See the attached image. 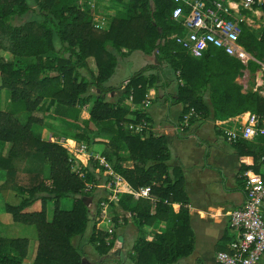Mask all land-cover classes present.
I'll return each instance as SVG.
<instances>
[{
    "label": "trees",
    "instance_id": "trees-1",
    "mask_svg": "<svg viewBox=\"0 0 264 264\" xmlns=\"http://www.w3.org/2000/svg\"><path fill=\"white\" fill-rule=\"evenodd\" d=\"M33 2L39 18L13 24L12 18L27 14L31 6L27 0H0V90H7L11 101V109H0V143L7 148L0 156V167L5 170L6 183L20 196L18 203L6 204L5 211L14 222L34 226L37 241L32 264H81L84 253L74 239L85 234L92 219L82 198L92 195L91 190L85 192L87 185L95 184L106 170L93 159L90 167L80 168L79 175L64 146L34 134V126L46 125L51 100L53 117L75 129L71 136L76 143H96L103 133L105 147L101 155L113 173L132 190L150 187L146 198L124 192L117 202L139 227L165 223L154 240L137 237L129 255L131 261L176 264L194 249L182 170L167 164L166 138L152 132V122L145 112L135 110L130 119L129 110L121 105L130 95L133 103H141L155 76L146 78L137 71L120 99L108 101L106 96L115 90L105 85L116 66L113 50L125 48L146 54L157 51L158 60L169 64L182 82L170 103H182V115L191 113L189 124L198 118L225 119L246 111L264 115V97L252 89L243 91L237 78L244 65L237 58L214 47L196 58L176 43L171 35L183 33V27L170 18L171 0H128L107 29L95 27L94 10L82 7L78 0ZM238 41L254 58L264 60V27L250 29L242 24ZM109 44L113 50L108 49ZM90 57L96 71L88 66ZM247 68L254 74L257 64L249 61ZM87 104L89 119L83 120L80 114ZM22 112L27 113L24 123L15 116ZM142 121L146 124L140 132L129 128V124ZM79 124L87 129L92 124L97 135L81 131ZM233 146L241 173L247 169L259 171L261 162L264 164V137L258 144L240 141ZM38 199L42 203L39 211L25 210ZM47 199L53 201L50 217ZM68 199H72L70 208L62 209L60 202ZM174 203L180 204L177 211ZM118 225L114 219L113 233ZM89 242L100 256L94 264L115 257L109 254L114 237L110 238L105 230L94 225ZM28 245L27 238L0 234V264H23Z\"/></svg>",
    "mask_w": 264,
    "mask_h": 264
},
{
    "label": "crops",
    "instance_id": "crops-1",
    "mask_svg": "<svg viewBox=\"0 0 264 264\" xmlns=\"http://www.w3.org/2000/svg\"><path fill=\"white\" fill-rule=\"evenodd\" d=\"M126 2L128 0H122L121 3L114 0L110 1L111 8L107 10L110 13H99V7L96 2L93 13L95 16L94 22L100 24L98 28L107 29L112 18L119 11L124 10ZM107 47L113 50L110 44ZM113 51L117 59L113 73L117 68L118 60L119 66L131 63L132 59H135L139 65L131 74L124 71L115 80H111L110 77L105 82L106 86L115 88L114 91L106 96L108 101L116 102L120 99V95L125 92V85L137 71H141L146 78L155 76L154 84L148 88L145 99L141 103L135 104L128 98L122 100L121 105L129 110L130 114L127 117L130 119L133 118L132 112L135 110L145 112L152 122V132L157 135L163 134L166 138L169 150L167 164L169 167L177 166L182 170L185 180V192L188 197L186 207L188 209L190 227L194 234V249L188 256L180 258L176 264H219L216 261V253L228 250V244L233 236L229 228L228 214L231 210L240 207L244 200L243 179L237 151L233 144L226 142L221 132L215 128L214 122L218 119H213L211 116L205 119L198 118L192 124H189L188 120L184 119V116L188 113L182 115V103H170L172 97L176 96L178 86L182 82L177 78L176 72L169 64L158 60L160 56L157 51L149 54L140 50L128 52L125 48ZM88 66L91 70L96 71L92 57L88 58ZM92 89V91H95L94 87ZM243 91L245 90L243 89ZM48 105L50 106H48L49 110L53 111L54 102L51 100ZM88 110L89 104L82 108L80 116L83 120L89 119ZM56 121H58V126L48 122L46 125L41 126L40 138L62 146H66L65 144L68 142L67 144L71 146L75 142L72 136L66 137L63 141L60 139L62 134L59 133L63 131L62 129L60 130L61 126L68 129L73 127H69L59 118ZM79 126L81 131L92 133L83 124H79ZM90 126L93 128L92 124ZM94 135L97 134L94 133ZM103 136V133H100L98 142L87 145L89 152L96 155L103 153L105 147L104 143H102ZM250 143L258 144L255 142ZM123 152L126 153L125 151ZM91 160L93 158H87L83 154L75 157V163L80 168L90 167L89 163ZM94 171L98 172V169H94ZM3 172L5 170L0 169V173ZM115 176L112 169H106L103 175L98 177L97 182L91 184L92 195L90 197L92 201L88 208L92 219L88 222L85 234L80 238L74 239V243L83 251V258L87 260L88 264H94L100 260V256L89 242V238L94 225L103 231L107 227L104 222L99 223L97 220L101 213L99 201L110 193L109 188L114 187ZM117 185L124 192L131 189L123 178L117 182ZM70 200H62L60 207L69 209L72 203V200ZM63 203L65 207L62 206ZM32 205L25 210L39 211L41 209V205L37 201ZM179 205V203L172 205L175 211L178 210ZM110 213L113 217V223L116 218L119 224L116 232L111 237L115 236L117 239V236L121 235L123 242L117 241L113 244L109 254H115V257L102 264H134L129 255L133 250L137 237L142 236L146 240H154L163 231L165 223L159 221L151 226L139 227L133 223L130 213L121 209L116 203L111 204ZM114 213L116 214L115 218ZM0 222L4 223L3 230L0 231L2 236L27 238L29 243L32 242V245H35L34 248L31 247L29 249L23 259V264H32L37 241L34 226L26 225L21 227L22 224L14 222L11 215L4 212H0ZM225 236L229 237V239L226 238L224 240ZM116 250H119V253H116ZM12 254L14 253L12 252ZM256 264H264V253Z\"/></svg>",
    "mask_w": 264,
    "mask_h": 264
},
{
    "label": "built area",
    "instance_id": "built-area-1",
    "mask_svg": "<svg viewBox=\"0 0 264 264\" xmlns=\"http://www.w3.org/2000/svg\"><path fill=\"white\" fill-rule=\"evenodd\" d=\"M82 7L94 8L96 0H78ZM173 7L170 18L183 27V33L172 34L189 55L201 57L214 47L224 51L229 56L240 60L244 68L242 76L246 78L243 89H252L264 97V60L254 58L238 41L242 30V24L250 29L264 27V0H171ZM94 13L92 19L95 27ZM249 61L257 64V69L252 75L247 68ZM252 76V78H251ZM252 80V86L249 81ZM132 97L129 96L131 101ZM189 112L184 116L188 119ZM145 121L136 125L129 124L134 132H140ZM215 128L221 132L226 142L235 144L240 141L259 143L264 137V115L246 111L225 119L214 122ZM64 146V145H63ZM70 153V161L73 169L82 175L80 167L75 163V157L83 154L87 158H93L107 170L111 167L102 155H96L88 151L86 143L73 142L71 146H64ZM263 160V156L260 158ZM243 179L244 200L240 207L229 212V228L233 233L228 244V250L218 251L216 261L219 264H256L264 253V164L261 162L259 171L251 169L241 173ZM121 179L115 176V185L109 188L110 193L99 201L101 213L97 220L104 222L105 231L110 238L113 233V217L110 213L112 203L118 202L119 195L124 191L118 187ZM92 186L87 185L85 190ZM150 187L144 186L137 190L127 191L135 198L149 196ZM98 223V226H99ZM117 242L114 236V243Z\"/></svg>",
    "mask_w": 264,
    "mask_h": 264
},
{
    "label": "rangeland",
    "instance_id": "rangeland-1",
    "mask_svg": "<svg viewBox=\"0 0 264 264\" xmlns=\"http://www.w3.org/2000/svg\"><path fill=\"white\" fill-rule=\"evenodd\" d=\"M110 1H112V0H97L96 1L97 2V5L99 7V13L100 12L101 13L102 12L103 13L104 12L110 13V12L107 11L108 9L111 8ZM27 2L31 6V11H29L27 14H24V15H21V16H17V15L14 16L12 18V23L13 24H20V23H23L24 21H27V20H30V19H38L39 18V16L37 15V8L34 7L35 5H34L33 0H27ZM78 3H79V1H78ZM93 10H94V8H93ZM3 54L7 58H10V56L7 55V53H3ZM138 65H139V63L137 61H135V59H132L131 63H129V64L128 63H125L122 66H119V60H118V62H117V68H116L115 72L111 75V78L110 79L111 80H113V79L115 80L124 71H126V72H128V73L131 74L134 70H136L138 68ZM90 66H92V65H90ZM118 80H120V79H118ZM238 81L241 84H244L246 82V78H243L242 76H240L238 78ZM249 85L250 86L252 85V80L249 81ZM106 99H107V97H106ZM49 107L47 109L48 111L46 112L45 121L48 122V123H50V124H52V125H57L58 126V121H56V120H58V118L53 117L52 111L49 110ZM0 109L1 110H9V109H11L10 93L7 90H5V89L0 90ZM15 116H16V118L21 123H24L26 121V119H27V113L26 112L18 113ZM61 129L63 130L62 132L59 133V134H62V138H60L61 140L65 139L66 137H68V136H70V135H72L74 133V129L73 128L68 129V128H64V126H61L60 130ZM89 130L92 132L91 133L92 135L96 132V130L94 128H92V127ZM33 132H34L35 135L40 136V134H41V127L34 126L33 127ZM67 143L65 145L66 146H69ZM6 150H7V148L3 144L0 143V156L5 155ZM89 165L90 166L92 165V161H90ZM0 169H3V168L0 167ZM44 169H45V173H46L47 172L46 166H45ZM86 191H88V190H85V192ZM91 193H92V191H91ZM68 200H70V199H68ZM19 201H20V196L17 194L15 188H13L12 185L6 183V173L5 172L0 173V212L8 213V212L5 211V205L6 204H16ZM36 201L42 206V203H41V200L40 199H38ZM36 201H34V202H36ZM64 201H66V200H64ZM70 201H67V202H70ZM32 204L30 206H33ZM30 206H28V207H30ZM45 206H46L47 216L50 217V215L52 213V208H53V201L50 200V199H47L46 202H45ZM62 206L65 207L64 206V203L62 204ZM113 215H114V218H115L116 214L114 213ZM20 224H22V223H20ZM3 226H4V223H1L0 222V231L3 230ZM22 226H26V225L25 224H22L21 227ZM27 226H29V225H27ZM31 245H32V242L29 243V245H28V251H29V249L31 247L32 248L35 247V245H32V246Z\"/></svg>",
    "mask_w": 264,
    "mask_h": 264
},
{
    "label": "water",
    "instance_id": "water-1",
    "mask_svg": "<svg viewBox=\"0 0 264 264\" xmlns=\"http://www.w3.org/2000/svg\"><path fill=\"white\" fill-rule=\"evenodd\" d=\"M123 91H124V89H123ZM82 199H83L86 206H88L89 203H91V201H92V198L90 196H84ZM117 241L123 242V237L121 235H118ZM116 253H119V250H116ZM81 264H88L87 260L85 258H82Z\"/></svg>",
    "mask_w": 264,
    "mask_h": 264
}]
</instances>
